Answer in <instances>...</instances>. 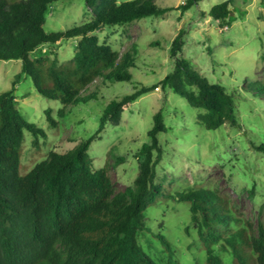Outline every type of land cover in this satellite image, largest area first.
I'll list each match as a JSON object with an SVG mask.
<instances>
[{
  "label": "trees",
  "instance_id": "1",
  "mask_svg": "<svg viewBox=\"0 0 264 264\" xmlns=\"http://www.w3.org/2000/svg\"><path fill=\"white\" fill-rule=\"evenodd\" d=\"M57 1L0 0V59L22 62L11 88L0 92V264H161L143 246L141 237L153 232L173 257V242L161 231H153L147 221L149 207L163 197L189 203L190 224L206 251V264H264V222L248 218L230 194L202 184L164 190L156 180L157 165L165 151L159 134L168 130L162 108L155 113L148 141L139 150V174L124 189L116 187L110 163L95 167L89 152L109 122L120 124L130 103L157 88H170L191 106L202 109L196 122L207 129L228 124L244 130L236 95L221 83L211 82L191 58L180 56L185 43L183 32L172 42L170 53L175 66L163 79L111 100L91 136L66 151H50L30 171L22 172L26 130L31 132L35 148L40 147L47 132L19 109L18 81L30 77L41 95L74 105L99 78L130 80L129 69L136 65L134 52L121 54L101 42L96 31L160 16L171 8L157 0H86L93 12L90 21L48 32L46 12ZM201 1L186 0L181 8L186 11ZM233 1L214 5L211 15L222 24L231 23ZM75 37L74 56L60 63L54 45ZM44 44L54 49L33 56ZM247 88L264 101V80ZM46 114L52 126L59 125L51 109ZM257 148L264 151V143ZM217 247L231 255L230 263Z\"/></svg>",
  "mask_w": 264,
  "mask_h": 264
},
{
  "label": "rangeland",
  "instance_id": "2",
  "mask_svg": "<svg viewBox=\"0 0 264 264\" xmlns=\"http://www.w3.org/2000/svg\"><path fill=\"white\" fill-rule=\"evenodd\" d=\"M185 1L157 0L171 8L160 16H146L96 31L101 42L112 45L121 54L134 52L136 65L129 69L130 80L99 78L74 105L41 95L30 77L18 81L19 109L47 132L40 147L35 148L33 136L26 130L23 173L44 160L50 151H66L91 136L111 100L163 79L175 66L170 53L172 42L183 32L185 43L180 56L191 58L211 82L221 83L236 95L237 114L244 130L228 124L207 129L196 122L202 109L191 106L170 88H157L130 103L120 124L109 122L92 142L89 152L95 167L109 162L118 189L132 184L140 170L139 150L148 141L155 113L162 108L168 130L159 134L165 151L157 165L156 180L163 184V189L181 190L195 184L219 188L232 196L248 218L264 222V151L257 148L264 143V101L247 88L264 80V0H234L230 5L232 21L228 24L211 15L212 7L224 0H203L184 11L181 5ZM92 18L86 0H58L46 12L45 29L67 30ZM77 41L76 37L63 39L54 45L60 63L74 56ZM53 49L44 44L33 56ZM21 65V60L0 59V92L11 88ZM94 91V96H90ZM47 109L60 121L58 126L50 124ZM190 217L188 202L163 197L149 207L147 221L153 231H161L173 242L174 255L170 256L153 232L141 237L143 246L161 264H206V251ZM217 248L230 263L231 255Z\"/></svg>",
  "mask_w": 264,
  "mask_h": 264
}]
</instances>
